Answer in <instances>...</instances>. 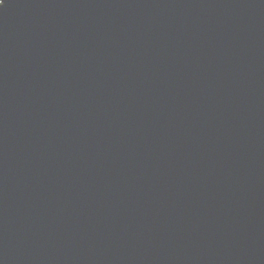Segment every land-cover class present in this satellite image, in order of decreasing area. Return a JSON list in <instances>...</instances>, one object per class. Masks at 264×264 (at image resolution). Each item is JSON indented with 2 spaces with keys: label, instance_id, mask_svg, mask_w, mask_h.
I'll use <instances>...</instances> for the list:
<instances>
[{
  "label": "water",
  "instance_id": "95a60500",
  "mask_svg": "<svg viewBox=\"0 0 264 264\" xmlns=\"http://www.w3.org/2000/svg\"><path fill=\"white\" fill-rule=\"evenodd\" d=\"M0 264H264V0H4Z\"/></svg>",
  "mask_w": 264,
  "mask_h": 264
},
{
  "label": "clouds",
  "instance_id": "9594fccd",
  "mask_svg": "<svg viewBox=\"0 0 264 264\" xmlns=\"http://www.w3.org/2000/svg\"><path fill=\"white\" fill-rule=\"evenodd\" d=\"M4 0H0V6H3Z\"/></svg>",
  "mask_w": 264,
  "mask_h": 264
}]
</instances>
